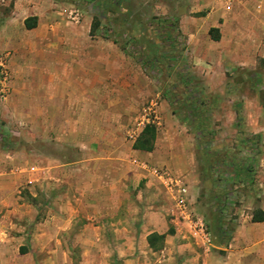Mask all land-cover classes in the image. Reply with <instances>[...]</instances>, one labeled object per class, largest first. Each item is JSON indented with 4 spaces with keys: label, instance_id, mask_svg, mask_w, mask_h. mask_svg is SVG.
Masks as SVG:
<instances>
[{
    "label": "rangeland",
    "instance_id": "374dc122",
    "mask_svg": "<svg viewBox=\"0 0 264 264\" xmlns=\"http://www.w3.org/2000/svg\"><path fill=\"white\" fill-rule=\"evenodd\" d=\"M19 1L0 0V264H122L116 245L119 236L92 235L98 243L90 246L85 244L87 234L83 235L92 226L107 231L113 223L123 222L121 214L112 219L116 204H108L112 208L107 215V204L96 210L98 204L93 208L95 204L75 203L77 217L72 223H59L52 219L61 214L52 204L59 189L36 181L41 171H25L26 164L31 165L28 158L41 165L53 155V137L61 125L57 122L70 117L85 118L80 122L83 129L97 133L103 142L112 137L123 152L130 153V142L137 140L141 130L156 125V150L130 157L129 169L141 170L144 163L150 171L172 167L201 184L212 180L218 186L202 189V206L214 196L226 198L229 203L215 204L216 212L211 210L210 215H222L227 230L233 231L235 209L245 206L244 197L253 199L262 191L259 182L264 175L250 162L260 158L259 148V155L253 156L249 137L235 134L232 120L264 111L254 101L249 67L238 65L237 60L243 62L245 57L220 58L221 47L202 35L211 8L201 9L195 0H37L55 13L58 20L53 24L58 23V29L23 33L21 21L11 20ZM202 2L215 4L216 0ZM220 10L231 17L240 13ZM246 15L225 28L229 38L238 36L240 44L235 47H241L243 55L248 54L249 48L243 47L250 41ZM95 21L99 28L91 36ZM169 22L172 30L161 24ZM193 36H198L196 47ZM47 51L59 54H55L58 74L52 84L55 88L61 84L60 91L54 86L52 91L37 89L41 81L49 84L33 74L41 70L39 63L47 60ZM26 76L35 84L33 91V86L28 90L24 85ZM62 96H72L73 102H65ZM27 113L37 121H27ZM147 176L161 192L163 184L152 174ZM31 179L34 183H28ZM131 183L119 213L123 208L132 212L135 205L146 213L153 207L152 194L146 195L145 183ZM250 205L259 210L257 201ZM100 211L108 217L90 219ZM59 225L66 231L52 234L55 240L41 245L38 229L46 232L47 227ZM56 240L65 243L64 249L51 250Z\"/></svg>",
    "mask_w": 264,
    "mask_h": 264
},
{
    "label": "crops",
    "instance_id": "0c3cea01",
    "mask_svg": "<svg viewBox=\"0 0 264 264\" xmlns=\"http://www.w3.org/2000/svg\"><path fill=\"white\" fill-rule=\"evenodd\" d=\"M195 1L197 3L194 5L202 7L201 9L211 8V13L207 15L205 22L207 27L202 35L207 37L208 42L211 41L221 47L218 52L219 57L226 60L234 58L236 60L237 57H245L243 62L237 60L239 62L238 65L249 67L251 75L249 85L250 89L254 91V101L264 111L260 92L261 89L264 90V0H237L232 9L240 13L233 17L220 10V7L224 8L220 0H216L215 4H206L202 2L203 0ZM49 9L42 7L37 0L24 2L20 0L15 4L11 20L17 23L21 21V29L19 31L23 33L43 29L47 32L48 29L57 30L59 24H53V22L58 20V18ZM245 13L247 15L244 22H249L250 25V41L243 47L245 49L249 48V52L243 55V49L235 47V43L240 44L238 36L233 35V38H229L225 33V28L233 24L234 20L240 23L238 20H243L241 16ZM33 19L36 20V28L28 30L25 23L27 20H31V23H34ZM216 30L220 35L219 41H214L211 36V31ZM197 39L198 36H193L192 45L195 47L198 45ZM46 53L48 55L47 60L39 63L41 72L33 70L36 72H33V74L38 75L39 80H42V78L45 80L46 78L48 80L47 83H49L44 84L45 82L41 81L37 89L52 91L55 88L52 81L53 79L55 80V76L58 74L54 71L57 67L55 54L58 53L50 51ZM68 55L69 53H66L62 57ZM45 69H48L47 72H45ZM24 82L26 89L29 90L30 86H33L31 88L32 91L34 90L35 84L30 82L28 76H26V81ZM60 85L55 88L57 91H60ZM51 86H54V88L50 89ZM69 89L71 90L70 87ZM56 98L59 99V97ZM61 99L65 100V102H73L72 96H69L68 99L62 96ZM26 115L27 121L31 123L37 121L34 114L29 115L27 113ZM84 119L75 120L71 117L60 119L61 121L59 120L57 123H61V125H59V129L56 130L53 137V143H55L53 155L46 158V163L44 162L41 165L36 160L30 163L29 158L30 168L26 164L25 171H41L37 175L39 178H36V181L39 179L41 183H47L49 186L59 189L57 198L52 204L56 207L55 210L61 214L52 215V219L58 220L59 223L67 220L72 223L73 219L77 217L75 216V213H77L74 206L75 203L81 205L95 204L93 208L98 204L96 210L100 209L102 204H107L104 205L107 208V215H109L107 212L112 208L108 207V204H116L115 210L112 208V212H115L112 219L116 218V215L119 216L121 214L123 222L113 223L107 231L104 230V227L92 226L83 235L87 234L88 241L85 244L90 246L98 243L92 241V235L106 232L110 235L119 236L117 239L119 241L116 245L122 264H264V221L261 223L253 222V217L258 211L264 212V177L261 176L262 179L259 182V187L262 188V191H257L253 199L249 196L244 197L245 206L235 209V215L238 217L235 220L237 226L233 231L229 232L225 219L221 220L219 218L222 215H217V217H215L216 214L210 215L213 210L214 213L216 212L215 204L219 205L218 203L222 202L220 206H223L225 203H229L226 198L214 196L209 202L205 203L204 207L202 206L200 195L202 189L218 186L211 183L212 180L207 179L208 183L202 180L201 184V180L191 176L179 175L176 169L174 170L171 167L168 169L178 180L179 185L173 189L162 185L163 188L159 192L157 187L154 186V182L147 176L151 172L146 164V167H143L144 163L141 164V170H134L133 172L127 165L130 157L151 153L133 150L136 140L130 142L132 153L129 151L123 152L122 147H119V143H116L115 139L110 136L108 137L109 139L111 138L109 141L103 142V139L101 140L97 133L83 129L84 127L80 122L85 121ZM232 121L235 134L240 137H249L248 141L253 156L259 155L257 153L259 148L260 158H252L250 162L251 164L255 162L252 166L257 165L260 173L264 175V114L249 115L243 118L241 115L235 116ZM74 122L77 123V126L74 125L72 127L70 123ZM242 123L246 124L244 128L241 126ZM142 131L143 129L139 135ZM27 154L28 151H26ZM10 159L11 163H13L14 159ZM241 174L243 172L236 173L235 177L238 178ZM142 182L145 183L144 185L147 188L146 195L152 194L151 202L153 207L146 208L147 211L145 213V211L139 209L140 205L137 208L135 205L132 212L130 210L124 212L125 209L123 208L122 210L124 211L119 213L121 204L125 200L124 197L127 196V190L130 188V183L139 186ZM28 183H34L33 179L29 180ZM251 184L252 182L246 183L245 186L249 187ZM251 187L253 189L256 188L254 184ZM252 200L258 202L259 210H255V207L250 205ZM199 207L208 210L209 214L205 216V214L200 212ZM107 215L101 212L90 219H95L96 221ZM129 220L135 226H130ZM197 220L205 223L206 234L203 235L196 228ZM171 229L172 231L169 232ZM63 231L66 230L60 225L58 227L49 226L46 232L38 229L36 235L42 239L41 245H43L47 241L51 240L52 242L55 240L52 234H63ZM152 235L163 237L164 241H157L155 237L153 238L154 243L150 244L149 238ZM64 246V242L56 240L55 245L51 246V250L54 247L55 249H64ZM142 255H145V258Z\"/></svg>",
    "mask_w": 264,
    "mask_h": 264
},
{
    "label": "trees",
    "instance_id": "16d2710c",
    "mask_svg": "<svg viewBox=\"0 0 264 264\" xmlns=\"http://www.w3.org/2000/svg\"><path fill=\"white\" fill-rule=\"evenodd\" d=\"M87 1H93V0H87ZM34 23H31V20H27L25 25L28 30L36 28V20L33 19ZM161 24H167L166 27L168 29L172 30V25L169 23H161ZM99 28L98 22H94L92 28H91V36H94L96 33V30ZM168 32V31H167ZM211 36L214 41H219L220 40V35L219 32L216 31H211ZM264 97V92L261 93ZM264 99V98H263ZM263 107H264V102H263ZM157 127L152 124H148L145 126L143 129L142 133L139 135L137 138L136 142L133 145V150L143 152V153H152L155 150V145L157 141ZM264 221V212L258 211L257 214L253 217V222L254 223H261ZM172 229L169 231L171 232ZM157 238V241H164L163 237H160L158 235H152L149 238V243L153 244L154 240L153 238Z\"/></svg>",
    "mask_w": 264,
    "mask_h": 264
},
{
    "label": "built area",
    "instance_id": "2783aa9c",
    "mask_svg": "<svg viewBox=\"0 0 264 264\" xmlns=\"http://www.w3.org/2000/svg\"><path fill=\"white\" fill-rule=\"evenodd\" d=\"M227 11L232 10L234 3L237 0H220ZM137 163V162H135ZM143 167H146V165ZM152 176L158 179L164 186L169 189H173L179 185L178 180L174 177L172 172L168 168L164 169H152L151 171ZM196 228L204 235L206 234V225L203 221L197 220L196 221Z\"/></svg>",
    "mask_w": 264,
    "mask_h": 264
}]
</instances>
